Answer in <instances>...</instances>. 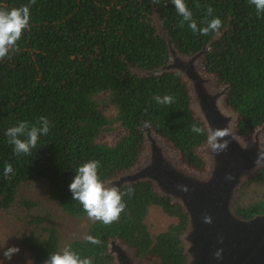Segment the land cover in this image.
<instances>
[{
    "label": "trees",
    "instance_id": "16d2710c",
    "mask_svg": "<svg viewBox=\"0 0 264 264\" xmlns=\"http://www.w3.org/2000/svg\"><path fill=\"white\" fill-rule=\"evenodd\" d=\"M198 26L207 6L219 17L220 34H194L171 0L154 5L151 0H35L30 8V30L18 41L19 52L0 60V210L10 209L23 184L44 182L49 199L72 218L87 217L82 205L72 199L68 186L76 169L98 160V174L105 183L133 168L145 150V123L172 151L180 163L203 173L205 162L196 150L207 142L204 125L191 110L188 89L178 73L144 76L135 70L151 71L168 61L165 41L151 19L156 13L178 51L191 55L209 44L203 69L227 91L225 105L237 116L236 131L248 140L264 127V14L257 15L249 0H185ZM29 0H0L11 9ZM200 7H194L195 4ZM163 21V23H162ZM171 95L174 102L158 104L155 96ZM103 105L116 109L112 118L100 112ZM45 116L52 124L41 136L31 156H16L5 131L19 121L35 124ZM118 124L125 133L113 145L99 143V137ZM197 124L203 135L190 131ZM264 136V131H263ZM11 163L14 174L4 175ZM132 195L124 196L126 209L111 225L91 222L86 235L99 237L96 246L74 240L71 245L81 258L94 264H113L108 252L110 240L134 249L141 264H185L178 236L187 217L181 206L158 195L148 182L126 185ZM250 188L255 189L249 191ZM256 193V194H255ZM26 224L40 229L20 237L32 264H44L59 252V238L52 225L43 227L49 216H34V203L23 200ZM156 207L176 222L151 235L145 218ZM244 219L264 214V166L240 187L234 205Z\"/></svg>",
    "mask_w": 264,
    "mask_h": 264
},
{
    "label": "water",
    "instance_id": "95a60500",
    "mask_svg": "<svg viewBox=\"0 0 264 264\" xmlns=\"http://www.w3.org/2000/svg\"><path fill=\"white\" fill-rule=\"evenodd\" d=\"M151 19L166 43L168 61L158 69L134 72L144 76L178 73L190 94L194 117L204 125L207 135L212 129L224 128L232 135L223 138L229 142L225 152L213 153L207 142L196 150L205 162V171L199 173L181 164L179 154L145 127V150L139 162L106 185L122 188L148 182L158 195L179 204L187 217L178 236L185 264H264V214L244 219L234 211L240 187L264 166V161L255 163L258 152L264 153V127L256 129L248 140L240 138L237 116L225 105L227 89L216 86L215 76L206 74L202 66L209 44L194 54H182L162 29L156 13ZM178 184L187 186L189 192L179 191ZM205 213L211 216V224L203 222ZM216 251L221 252L222 259L214 258ZM108 252L113 264L140 262L134 249L116 239L109 241Z\"/></svg>",
    "mask_w": 264,
    "mask_h": 264
},
{
    "label": "clouds",
    "instance_id": "9594fccd",
    "mask_svg": "<svg viewBox=\"0 0 264 264\" xmlns=\"http://www.w3.org/2000/svg\"><path fill=\"white\" fill-rule=\"evenodd\" d=\"M35 3V0H29L27 5H22L18 8L13 7L10 10L5 7H0V60L10 58L11 54L19 52L18 41L21 39L25 31L30 30V8ZM154 5H160L161 0H151ZM175 7L176 13L182 17L178 27L183 29L185 23L188 28L194 33L202 36H207L210 32L220 34L219 30L222 26V21L219 17H213L208 20L207 17L212 16L214 9L207 6L205 19L200 21L203 27L198 26L197 21L193 18L192 11L188 8L185 0H171ZM249 3L255 7L257 15L264 14V0H249ZM194 7L199 8L197 3ZM163 23V21H162ZM154 100L161 105H169L174 102V97L171 95L155 96ZM149 123H145L148 127ZM52 128V124L45 116L38 118L35 124H29L28 121H19L15 126L9 127L5 131L7 143L13 147L14 155L33 154V150L37 149L38 141L41 136H47ZM190 131L197 135H203L204 129L197 124L190 126ZM232 133L228 128L212 129L207 137V144L211 151L215 154L225 152L228 148V140L223 138L231 136ZM223 140L222 143L218 142ZM264 161V153L258 152L255 163ZM101 165L98 160H89L76 169V174L73 181L68 186L69 192L72 194V199L78 201L87 217L91 222H101L104 225H111L120 220L121 213L126 209L124 196H131L133 188L129 186L126 190L121 191L120 187L114 185H106L101 180L98 170ZM9 174H14V169L11 163L4 167L5 177ZM226 179H232L231 176H226ZM179 191L189 192L185 185L176 186ZM203 222L211 224L212 218L205 213ZM85 242L100 246L102 241L99 237L92 235H84ZM222 242V238H221ZM20 249L16 246L8 247L2 252L4 261H11L13 256L18 254ZM215 259H222L221 252L214 253ZM3 264V261H0ZM27 264H32L29 260ZM44 264H94L93 258H81L71 245H65L59 252L51 253L49 258L44 261Z\"/></svg>",
    "mask_w": 264,
    "mask_h": 264
},
{
    "label": "rangeland",
    "instance_id": "374dc122",
    "mask_svg": "<svg viewBox=\"0 0 264 264\" xmlns=\"http://www.w3.org/2000/svg\"><path fill=\"white\" fill-rule=\"evenodd\" d=\"M215 85L219 86L217 83ZM100 112L104 116L112 118L116 114V109L111 105H103L100 107ZM124 133L125 129L114 124L111 130L104 132L99 137L98 142L113 145ZM249 191H253L254 194L255 189L250 188ZM23 200L34 203L30 210L32 215L49 216L43 227L49 225L54 227L59 238V251L69 242L82 239L91 224L88 217L72 218L66 215L49 199L47 185L44 182L23 184L17 191L15 204L6 211L0 210V261H3V264H27L29 258L24 252L20 237L30 229L38 234L41 233L40 229L36 230L27 226L26 210L21 205ZM175 222L174 218L165 216L156 207L150 208L145 218V224L151 235L164 231L168 225ZM12 246L18 247L19 253L14 255L11 261H4L2 252ZM139 264L141 263L139 262Z\"/></svg>",
    "mask_w": 264,
    "mask_h": 264
}]
</instances>
